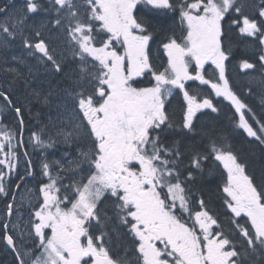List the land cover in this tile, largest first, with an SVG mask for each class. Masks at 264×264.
<instances>
[{
	"label": "snow or ice",
	"instance_id": "snow-or-ice-1",
	"mask_svg": "<svg viewBox=\"0 0 264 264\" xmlns=\"http://www.w3.org/2000/svg\"><path fill=\"white\" fill-rule=\"evenodd\" d=\"M248 9V0H0V241L15 264H264V174L233 144L239 131L264 146V120L229 75L238 60L247 94L264 97V0ZM240 45L252 55L237 57ZM18 89L26 104L14 102ZM181 95L177 120L170 100ZM213 97L234 109L229 125L199 122L219 114ZM35 105L46 122L37 110L30 142L44 156L36 172L25 152L21 172L25 107ZM26 177L35 187L21 191Z\"/></svg>",
	"mask_w": 264,
	"mask_h": 264
},
{
	"label": "trees",
	"instance_id": "trees-1",
	"mask_svg": "<svg viewBox=\"0 0 264 264\" xmlns=\"http://www.w3.org/2000/svg\"><path fill=\"white\" fill-rule=\"evenodd\" d=\"M248 3H249L248 11L251 14L256 12L258 6L261 3V0H248ZM234 50L237 57L243 56L245 54L251 56L253 52V48L251 46H249V48L246 51L243 45H240L239 47H235ZM230 66L237 72V76H238V83L236 84L237 91L240 92L243 100L251 108V110L257 116L261 117V120H264L263 117L264 102H262V99H264V97L261 96L259 89L254 88L251 94H247L248 79L246 78L244 73L240 72L238 60H234ZM232 83L234 84L235 81L233 80ZM222 110L223 111H221V113L219 114V118L205 116V117H201L199 119V122L201 124H216L218 122L223 125H229L231 118L233 117V111L227 106H224ZM233 144L237 153L247 163L248 169L251 173H253L257 177H259L261 174H264V146H260L258 145L257 142L254 141L250 142L249 138H247L243 133L239 131H237V133L234 134ZM211 180L215 181V178ZM214 186L215 185L213 183L211 187L214 188ZM205 199L209 201V210L213 214L214 211H212L213 210L212 208L218 210L219 219L221 223L227 225L228 221L226 216L224 215V209L221 206L222 202L220 201L218 196L214 193L213 194L206 193Z\"/></svg>",
	"mask_w": 264,
	"mask_h": 264
},
{
	"label": "flooded vegetation",
	"instance_id": "flooded-vegetation-1",
	"mask_svg": "<svg viewBox=\"0 0 264 264\" xmlns=\"http://www.w3.org/2000/svg\"><path fill=\"white\" fill-rule=\"evenodd\" d=\"M19 48V47H16ZM20 51L21 50H17ZM16 51V52H17ZM189 83H193V82H189ZM201 88V94L202 95H207V90L204 89V86H200ZM18 95L16 94V96L13 97L14 102L17 103H21V101H19L17 99ZM174 98V97H173ZM170 100V102L172 101V99ZM215 98V97H214ZM183 104V98L181 97L179 101L174 102L171 104V110L172 112L175 113L176 119H177V114H178V110L177 107L178 106H182ZM3 102L0 101V107H2ZM207 112V110H205ZM200 114V113H198ZM32 114H29L27 112H24V118H25V129H24V133H23V141L24 144L23 146H21L20 148H18V152L20 153V161H19V170L21 172L24 171V161H25V157H24V153L27 152L29 158L32 160L33 165L35 166V171L39 172V168L42 162L43 157L38 156V154L36 152L33 151L32 149V145H30L27 142V139L29 137V135L31 134L32 131H34V129H39L42 125L37 123V120L34 118V116H32ZM2 118H3V124H6L8 126V128H10L11 130H13L14 132H16L18 134L17 139H21V137L19 136L18 133V126H17V121L15 119V115L14 113H12L11 111L4 109L3 113H2ZM41 121L46 122V117L44 119H40ZM13 141L14 144L17 143V141ZM16 181H13V187L15 185ZM36 181H34L31 177H26V180L22 183L21 186V191L23 190V187L26 185L28 187H35ZM8 198H4L1 197L0 198V219L4 218V213H5V209H6V202H7ZM218 211V210H216ZM14 217L11 218V220H13ZM11 220H10V227H11ZM0 235H2V229H0ZM0 264H15V259H14V254L8 250L6 248V245L0 241Z\"/></svg>",
	"mask_w": 264,
	"mask_h": 264
},
{
	"label": "rangeland",
	"instance_id": "rangeland-1",
	"mask_svg": "<svg viewBox=\"0 0 264 264\" xmlns=\"http://www.w3.org/2000/svg\"><path fill=\"white\" fill-rule=\"evenodd\" d=\"M14 50H15V52H16L17 50H21V49H20V48H15ZM16 94L18 95V100L21 101L22 104H26V101H25V99H24V94H23L22 90H19V89H18ZM224 102H226V103H225V104H226L225 106L231 108V106L228 104L227 101H224ZM231 109H232V108H231ZM37 110H40V111H41V117H40V119H44V118L46 117L45 114L47 113V109L41 107L40 105H35L34 107H32V113H33L32 116H34V114H35V112H36ZM232 110L234 111V109H232ZM25 112L29 113L28 110H27V107H25ZM34 130H37V129H34ZM30 135H31V134H30ZM30 135H29V137H28V139H27V142H28L30 145H32V143L30 142ZM17 136H18V134H17ZM17 140H18V139H17ZM32 149H33L34 152H36V153L38 154V156H41V157L44 156V154H43L39 149H34L33 146H32ZM210 179H213V177H210ZM0 198H1V197H0ZM14 219H15V218H14Z\"/></svg>",
	"mask_w": 264,
	"mask_h": 264
}]
</instances>
